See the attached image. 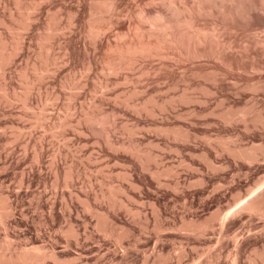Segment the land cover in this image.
Instances as JSON below:
<instances>
[{
	"label": "rangeland",
	"instance_id": "374dc122",
	"mask_svg": "<svg viewBox=\"0 0 264 264\" xmlns=\"http://www.w3.org/2000/svg\"><path fill=\"white\" fill-rule=\"evenodd\" d=\"M0 264H264V0H0Z\"/></svg>",
	"mask_w": 264,
	"mask_h": 264
},
{
	"label": "bare ground",
	"instance_id": "6f19581e",
	"mask_svg": "<svg viewBox=\"0 0 264 264\" xmlns=\"http://www.w3.org/2000/svg\"><path fill=\"white\" fill-rule=\"evenodd\" d=\"M179 2H180V1H179ZM229 2H230V1H229ZM231 2H232V1H231ZM236 2H237V1H236ZM221 3H223V2H221ZM239 3H240V1H239ZM173 4H174V3H173ZM178 4H179V3H178ZM226 4H227V3H226ZM175 5H176V4H175ZM180 5H181V7H182L183 4L180 3ZM223 5H224V4H223ZM186 6L189 7L188 5H186ZM217 6H218V5H217ZM230 6H231V5H230ZM235 6H236V5H235ZM171 7H173V5H171ZM187 7H186V8H187ZM192 7H194V6H192ZM199 7H200V6H199ZM199 7H198V8H199ZM219 7H220V5H219ZM236 7H238V6H236ZM173 8H174V7H173ZM195 8H196V6H195ZM220 8H221V7H220ZM175 9H176V7H175ZM175 9H174V10H175ZM189 9H190V8H189ZM193 9H194V8H193ZM193 9H192V10H193ZM240 9H241V8H240ZM179 10H180V7H179ZM184 10H186V9H184ZM194 10H195V9H194ZM198 10H199V9H198ZM221 10H222V8H221ZM221 10H219V11H221ZM235 10H236V9H235ZM158 11H160V10H158ZM167 11H168V10H167ZM175 11H176V10H175ZM180 11H181V10H180ZM201 11H202V10H201ZM211 11H212V10H211ZM217 11H218V10H217ZM217 11H216V12H217ZM161 12H162V11H161ZM186 12H187V10H186ZM190 12H191V11H190ZM199 12H200V11H199ZM199 12H198V13H199ZM204 12H205V11H204ZM225 12H227V11H225ZM231 12H232V11H231ZM173 13H174V11H173ZM187 13H189V11H188ZM187 13H186V14H187ZM191 13H192V12H191ZM220 13H221V12H220ZM239 13H240V12H239ZM239 13H238V14H239ZM159 14H160V13H159ZM166 14H167V13H166ZM169 14H170V13H169ZM176 14H177V12H176ZM184 14H185V13H184ZM151 15H152V14H151ZM234 15H236V14H234ZM147 16H148V15H147ZM153 17H154V16H153ZM174 17H175V16H174ZM174 17H172V18H174ZM176 17H177V16H176ZM155 18L160 20V19L164 18V16L162 17L161 14L158 15V13H157V16H155ZM155 18H154V19H155ZM178 18H179V17H178ZM178 18H177V20H178ZM184 18H186V17H184ZM150 19H151V17H150ZM150 19H149V20H150ZM154 19H153V20H154ZM181 19H182V18H181ZM181 19H180V20H181ZM155 21H156V20H155ZM162 21H163V20H162ZM160 22H161V20H160ZM169 22H170V21H169ZM169 22H168V23H169ZM183 22H184V21H183ZM162 23H164V22H162ZM177 23H179V22H177ZM170 24H171V23H170ZM170 24H169V25H170ZM173 24H174V23H173ZM192 24H194V23H192ZM159 26H160V25H159ZM161 26H163V25H161ZM166 26H167V24H166ZM175 26H176V24H175ZM179 26H180V24H179ZM169 27H171V26H169ZM187 27L189 28V26H187ZM194 27H196V26H194ZM162 28H163V27H162ZM176 28H177V27H176ZM185 28H186V27H185ZM152 29H153V28H152ZM157 29H159V28H157ZM178 29H179V28H178ZM189 29H190V28H189ZM191 29H193V28H191ZM191 29H190V30H191ZM169 30H171V29H169ZM169 30H168V31H169ZM198 30H199V29H198ZM162 31H163V30H162ZM191 31H192V30H191ZM194 31H195V30H194ZM182 32H183V31H182ZM159 33H160V32H159ZM166 33H167V32H166ZM171 33H172V32H171ZM189 33H191V32H189ZM189 33H188V35H189ZM202 33H203V32H202ZM162 34H163V33H162ZM191 34H192V33H191ZM168 35H169V34H168ZM180 36H181V35H180ZM184 36H185V35H184ZM207 36H208V35H207ZM164 37H165V36H164ZM170 37H171V35H170ZM198 37H199V36H198ZM205 37H206V36H205ZM141 38H142V37H141ZM162 38H163V37H162ZM166 38H167V37H166ZM164 39H165V38H164ZM195 39H196V38H195ZM198 39H199V38H198ZM136 41H137V40H136ZM172 41H173V40H172ZM190 41H191V40H190ZM198 41H199V40H198ZM158 42H159V41H158ZM148 43H149V42H148ZM175 43H176V42H175ZM177 43H178V42H177ZM201 43H202V42H201ZM138 44H139V43H138ZM127 45H128V44H127ZM140 45H141V44H140ZM142 45H143V44H142ZM146 45H147V44H145V47H146ZM147 46H148V45H147ZM151 46H152V45H151ZM123 47H124V46H123ZM133 47H134V46H133ZM145 47H143V48H145ZM159 47H160V46H159ZM116 49H117V48H116ZM134 49H135V47H134ZM136 50H137V49H136ZM117 51H119V50H117ZM128 51H129V50H128ZM129 52H130V51H129ZM143 52H144V50H143ZM145 52H146V50H145ZM150 53H151V52H150ZM168 53H169V52H168ZM125 54H126V53H125ZM247 208H249V210H254V209H256V207H254L253 205H248Z\"/></svg>",
	"mask_w": 264,
	"mask_h": 264
}]
</instances>
